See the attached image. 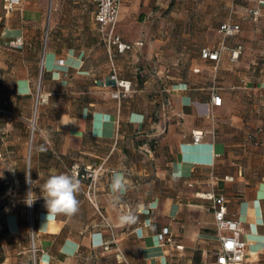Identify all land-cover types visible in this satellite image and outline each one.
<instances>
[{"label":"crops","instance_id":"obj_1","mask_svg":"<svg viewBox=\"0 0 264 264\" xmlns=\"http://www.w3.org/2000/svg\"><path fill=\"white\" fill-rule=\"evenodd\" d=\"M0 7V264H122L103 249L111 230L102 216L129 264H214L218 231L201 197L209 191L239 221L246 263L264 264V7L252 19L256 0H122L115 29L133 47L114 56L131 88L119 102L99 85L112 83L111 66L92 2ZM227 20L240 25L226 40L242 47L239 58L202 59ZM78 166L100 167L97 207L79 179V211L47 219L39 187ZM26 175L37 181L31 207L9 184ZM114 177L124 189L113 191ZM129 211L136 223L122 224ZM164 230L173 244L159 245Z\"/></svg>","mask_w":264,"mask_h":264},{"label":"built area","instance_id":"obj_2","mask_svg":"<svg viewBox=\"0 0 264 264\" xmlns=\"http://www.w3.org/2000/svg\"><path fill=\"white\" fill-rule=\"evenodd\" d=\"M26 0H3V10L5 14H9L17 10L22 3ZM94 4V20L97 23L98 32L101 36L103 43L106 46V51L109 57L111 74L108 77V81H100L99 85L102 87H113L111 92V98L116 101H121L126 98L131 92L130 83L121 81L117 78L114 69V56L116 53H125L132 49L133 45L125 42L121 35L116 32V24L118 21L122 0H88ZM264 7V0H256V7L248 11V17L257 19L260 17V10ZM240 31V25L233 21L227 20L222 22L217 29L218 34L221 37V43L219 47L214 49L202 48L200 50V56L202 59L218 63L221 54L228 52L230 59L235 61L239 58L241 53V46L238 45L234 48L229 47L226 40L233 37ZM12 45L20 47L22 40L20 37L15 38ZM211 104L214 106L221 105V98L218 95L213 94L211 96ZM260 132V129L258 130ZM203 132L195 131L192 134L193 143H198L201 140ZM100 167L85 166L75 167L71 170V175H75L78 179L86 182V187L83 191L85 198L95 207H97L96 201V189H97V175ZM203 199L211 202V208L214 215V223L216 230L218 231L219 250L215 253L214 264H247L245 260L246 244L242 239V229L240 223L236 219L226 217V203L227 198L222 194H216L212 191L201 194ZM102 216V214L99 212ZM105 225L111 230L109 241L103 246L104 250H109L113 247L122 260V264H129L125 256L120 250L115 233L112 226L102 216ZM159 245L173 244L174 241L171 235L166 230L162 231L158 235ZM175 248L179 249L181 246L175 245ZM33 253L35 252L32 246Z\"/></svg>","mask_w":264,"mask_h":264},{"label":"clouds","instance_id":"obj_3","mask_svg":"<svg viewBox=\"0 0 264 264\" xmlns=\"http://www.w3.org/2000/svg\"><path fill=\"white\" fill-rule=\"evenodd\" d=\"M26 183L31 187H36L37 181H32L30 175H26ZM31 187L28 190L25 203L31 207L35 200L32 196L35 194ZM125 185L122 178L114 177L112 189L118 192L124 189ZM40 188V195L45 201L47 209V219L54 218L57 215L73 216L79 211V201L77 196L80 192V180L68 173H59L50 175ZM122 224L131 225L136 223L137 217L131 211L122 214L120 217Z\"/></svg>","mask_w":264,"mask_h":264},{"label":"rangeland","instance_id":"obj_4","mask_svg":"<svg viewBox=\"0 0 264 264\" xmlns=\"http://www.w3.org/2000/svg\"><path fill=\"white\" fill-rule=\"evenodd\" d=\"M2 16H3V12H2V9L0 7V18ZM0 23H1V20H0ZM30 126H31L30 127V132H29V135L27 137V140H28V144L29 145L36 138V133H35L36 131L33 129L34 128V125H33L32 122H30ZM31 132H32V135H31ZM30 150H31V148H29L27 150V155H30ZM9 184L11 185L12 189L15 190L16 193H18L19 191L23 190L24 191L23 195H24V198L26 199V196H27V193H28V190H29V185H28V183H26V179L25 178H24V180H21V179H14V177L11 176L10 177V180H9ZM26 214H27V216L30 215V209L29 210H26ZM30 227H31V231H32V223H31Z\"/></svg>","mask_w":264,"mask_h":264},{"label":"trees","instance_id":"obj_5","mask_svg":"<svg viewBox=\"0 0 264 264\" xmlns=\"http://www.w3.org/2000/svg\"><path fill=\"white\" fill-rule=\"evenodd\" d=\"M259 130V129H258ZM258 130H257V132H258ZM78 167H81V168H83V166H78Z\"/></svg>","mask_w":264,"mask_h":264}]
</instances>
